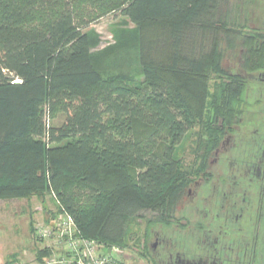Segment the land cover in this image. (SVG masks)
<instances>
[{
  "label": "trees",
  "instance_id": "trees-1",
  "mask_svg": "<svg viewBox=\"0 0 264 264\" xmlns=\"http://www.w3.org/2000/svg\"><path fill=\"white\" fill-rule=\"evenodd\" d=\"M96 1L134 28L142 82L102 68L72 0H0V200L54 193L84 238L159 264L146 243L152 229L192 242L196 209L179 207L211 176L224 138L238 139L236 167L261 149L236 127L263 124L264 114L242 122L251 82L264 77V27L251 18L253 0ZM58 114L63 124H49ZM196 126L195 160L184 167L178 151ZM140 222L145 233L130 245ZM157 252L167 257L164 243ZM50 255L39 248L36 259Z\"/></svg>",
  "mask_w": 264,
  "mask_h": 264
},
{
  "label": "flooded vegetation",
  "instance_id": "flooded-vegetation-1",
  "mask_svg": "<svg viewBox=\"0 0 264 264\" xmlns=\"http://www.w3.org/2000/svg\"><path fill=\"white\" fill-rule=\"evenodd\" d=\"M255 79L264 83V77ZM260 95L264 97V93ZM259 96L251 105L263 115L264 104L258 103ZM239 127L236 129L249 137L245 139L247 144L264 142V120L256 127L246 126L245 130ZM237 140L233 135L224 138L210 158L207 172L211 176L200 177L188 190V197L193 198L189 204L196 209L192 242L187 244L188 240H184L180 246L178 240L167 237L163 242L167 247L166 258L153 250L159 264H254L256 259L262 264L264 261V144L258 153L251 154L243 165L236 167L235 160L227 154ZM183 224L186 229L193 228L191 224ZM180 226L176 225L175 230H180ZM186 246L191 254L186 252Z\"/></svg>",
  "mask_w": 264,
  "mask_h": 264
},
{
  "label": "rangeland",
  "instance_id": "rangeland-1",
  "mask_svg": "<svg viewBox=\"0 0 264 264\" xmlns=\"http://www.w3.org/2000/svg\"><path fill=\"white\" fill-rule=\"evenodd\" d=\"M94 0H72L74 5V14L78 24L85 26V30L97 37L98 48L94 49V55L99 58L102 63V68L108 72L116 73L119 71L126 72L136 79L137 82H142L143 77L140 75V67L138 63V51L134 44V28L128 25L127 19L121 16L119 13L115 14L109 9L103 8L104 5L100 3L92 2ZM231 8L235 5L240 6L243 0H229ZM255 6L250 7L249 11L252 14L251 18L257 19L256 26L264 27V0H253ZM235 9V8H234ZM233 9L234 12H236ZM255 10V11H254ZM254 12V13H251ZM237 61V60H236ZM233 63L226 60L224 66H230ZM253 87H251L246 94V98L251 101L258 98L256 89H260V93H264V83H260L257 80L252 81ZM260 84V86H258ZM260 101L264 104V97L259 96ZM251 111L248 112L243 118V124L257 121L262 115L253 107H250ZM264 111V107H263ZM64 115L58 114L54 120L48 121L49 124L60 126L64 122ZM247 125H240V129L245 130ZM249 126V125H248ZM253 129V127L251 128ZM247 130V129H246ZM198 132H200V126L194 127L188 138L182 143L179 148L178 154L182 160L184 167L193 166L195 160L196 141L198 140ZM235 146H231L230 157L234 153ZM195 191V189H194ZM209 195V193H207ZM193 198H187L179 210H185L189 202H192ZM59 211L58 200L54 193H48L44 197L33 196L29 199L20 200H0V238L5 242L11 244V249L16 250L21 255V262L23 264H38L36 259L39 248H46V246H52L57 255L64 253L61 248L57 247L56 234H52L49 238H43L39 231L51 226V223L56 218ZM135 226L134 223L131 226V240L130 245L139 238L143 237L145 233V223ZM35 229L36 232L35 233ZM167 237L177 239L180 246L186 238L184 235L175 236L172 233L162 235L158 230L152 229L151 236L147 245L153 251L162 247L163 242ZM184 248V247H183ZM126 256L121 257L119 262L115 261L111 264H153L150 261L141 258L137 250L132 248H124ZM264 264V261H262Z\"/></svg>",
  "mask_w": 264,
  "mask_h": 264
},
{
  "label": "built area",
  "instance_id": "built-area-1",
  "mask_svg": "<svg viewBox=\"0 0 264 264\" xmlns=\"http://www.w3.org/2000/svg\"><path fill=\"white\" fill-rule=\"evenodd\" d=\"M59 211L56 218L46 229L39 231L43 238L56 234L57 247L64 251L62 255L56 253L52 246L51 255L44 262L38 264H111L119 262L126 256L124 249L119 246L107 247L95 240L84 238L79 231L73 216H71L58 201Z\"/></svg>",
  "mask_w": 264,
  "mask_h": 264
},
{
  "label": "crops",
  "instance_id": "crops-1",
  "mask_svg": "<svg viewBox=\"0 0 264 264\" xmlns=\"http://www.w3.org/2000/svg\"><path fill=\"white\" fill-rule=\"evenodd\" d=\"M13 256H17V264H23V262H21V255H19L16 250L11 249L10 243L5 242L0 238V264H6V262Z\"/></svg>",
  "mask_w": 264,
  "mask_h": 264
}]
</instances>
